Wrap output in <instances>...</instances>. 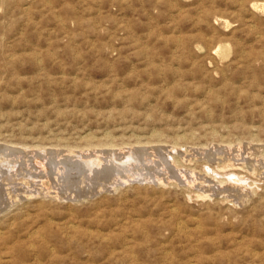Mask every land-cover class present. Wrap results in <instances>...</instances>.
Returning <instances> with one entry per match:
<instances>
[{
	"label": "rangeland",
	"instance_id": "374dc122",
	"mask_svg": "<svg viewBox=\"0 0 264 264\" xmlns=\"http://www.w3.org/2000/svg\"><path fill=\"white\" fill-rule=\"evenodd\" d=\"M0 170V264H264V0H0Z\"/></svg>",
	"mask_w": 264,
	"mask_h": 264
},
{
	"label": "bare ground",
	"instance_id": "6f19581e",
	"mask_svg": "<svg viewBox=\"0 0 264 264\" xmlns=\"http://www.w3.org/2000/svg\"><path fill=\"white\" fill-rule=\"evenodd\" d=\"M226 23V22H225ZM230 49V48H229ZM215 50V49H214ZM214 52V51H213ZM215 53V52H214ZM220 55V54H219ZM156 131V130H155ZM155 134V133H154ZM153 134V135H154ZM108 136V135H107ZM184 136V135H183ZM93 137V136H92ZM185 138H186V136H184ZM90 139V138H89ZM101 139H103V138H101ZM107 140L109 139V136L106 138ZM112 139V138H111ZM95 140H96V137H95ZM107 140H105V144H106V141ZM96 141H98V139L96 140ZM113 141V140H112ZM109 144V143H108ZM110 144H112V143H110ZM107 147V146H106ZM176 149V148H175ZM181 149V148H180ZM83 152V151H82ZM86 153V152H85ZM90 153V152H89ZM144 154V153H143ZM206 154V153H205ZM72 155V154H71ZM115 155V154H114ZM195 155V154H194ZM90 156H92V155H90ZM127 156V155H126ZM169 156V155H168ZM148 157V156H147ZM170 157H172V156H170ZM207 157V156H206ZM92 158V157H91ZM95 158V157H94ZM93 158V159H94ZM140 158V157H139ZM173 158V157H172ZM175 158V157H174ZM189 158V157H188ZM203 158V157H202ZM84 160V159H83ZM88 160V159H87ZM89 160H90V158H89ZM137 160H139V159H137ZM147 160V159H146ZM228 160H230V159H228ZM123 161H125V160H123ZM151 161H154V160H152L151 159ZM175 161H181V159L180 160H178L177 159V157H176V160ZM173 159H171V161H170V163L166 160V159H163V162H162V166H163V170H164V172L167 174V172H168V170H167V168L169 167V166H171L170 164H172V165H175L176 164V162H175ZM224 161V160H223ZM5 162H6V160H5ZM4 162V163H5ZM88 162V161H87ZM134 162H135V160L133 159V158H130V159H128L126 162H125V164L128 166V167H131L132 165L134 166ZM208 162V161H207ZM89 163V162H88ZM87 163V164H88ZM183 163V162H182ZM229 163V162H228ZM89 164H91L92 166L93 165H99L100 164V161H99V159H94V160H92ZM179 164V163H178ZM243 164V163H242ZM169 165V166H168ZM180 165H182V164H180ZM195 165V164H194ZM210 165V164H209ZM257 165V164H256ZM255 165V166H256ZM121 166H123V165H121ZM141 166V165H140ZM176 166V165H175ZM183 166V165H182ZM227 166H228V164H227ZM82 167V166H81ZM88 167H89V165H88ZM94 167V166H93ZM115 167V166H114ZM118 167V166H117ZM116 167V168H117ZM172 167V166H171ZM177 167V166H176ZM194 167V166H193ZM212 167V166H211ZM229 167V166H228ZM243 167V166H242ZM90 168V167H89ZM143 168H145V167H143ZM179 168V167H178ZM177 168V169H178ZM202 168V167H201ZM227 168V167H226ZM245 168V167H244ZM107 169V168H106ZM118 169V168H117ZM122 169H125L124 171L126 172L127 170H129L130 168H122ZM169 169V168H168ZM176 169V170H177ZM34 170H35V168H34ZM145 170V169H144ZM182 170H183V168H182ZM193 170V169H192ZM200 170H202V169H200ZM207 170V169H206ZM205 170V171H206ZM215 170V169H214ZM1 171V170H0ZM90 171H91V173H94V175L93 176H95V172H94V170L93 169H90ZM130 171H131V169H130ZM133 171H135V170H133ZM32 172V171H31ZM36 172V171H35ZM81 172V171H80ZM137 172H139V171H137ZM192 172V171H191ZM202 172V171H201ZM203 172H204V170H203ZM216 172V171H215ZM12 173V172H11ZM20 173V172H19ZM33 173V172H32ZM142 173V172H141ZM145 173V172H144ZM143 173V174H144ZM149 173V172H148ZM230 173H232V172H230ZM234 173V172H233ZM255 173V172H254ZM10 174V173H9ZM131 174V173H130ZM142 174V175H143ZM147 174V173H146ZM144 174V179H151L152 178V180L154 179V180H157V182L158 183H162V182H164V177H163V175H160L159 173H154V174H152L151 172H150V174ZM177 174V173H176ZM117 175V174H116ZM120 175V176H119ZM119 175H118V177H115L116 179L114 180V182H108V183H110L111 184V186L113 187V186H115L117 183L116 182H125L126 180H129L130 179V177L127 175V176H125V175H122V174H120L119 173ZM193 175H195V173H189V172H187L186 170H185V172H181V171H179V175L177 174L176 175V177H177V180H179L180 182H191V183H194L196 180H197V177H196V175H195V177H193ZM201 175V174H200ZM206 175V174H205ZM219 175V174H218ZM14 176V175H13ZM13 176H11L10 175V178H13ZM37 177H39L40 176V178H43V174H39V175H36ZM138 176V175H137ZM136 176V177H137ZM140 176V178H141V175H139ZM171 176V175H170ZM243 176V175H242ZM33 177V176H32ZM35 177V176H34ZM47 177V176H46ZM64 177V176H63ZM169 177V176H168ZM209 177V176H208ZM211 177V176H210ZM209 177V178H210ZM219 177V176H218ZM224 177V176H223ZM227 178H228V176H226ZM236 177V176H235ZM25 178V177H24ZM69 178V177H68ZM68 178H64V180H63V182L64 181H66L67 183L70 181ZM85 178H87V177H85ZM102 178V177H101ZM114 178V177H113ZM133 178H135V176L133 177ZM217 178V177H216ZM233 178V177H232ZM246 178V177H245ZM17 179V178H16ZM72 179V178H71ZM93 179V178H92ZM91 179V180H92ZM213 180H214V178H212ZM226 179V178H225ZM228 179H231V178H228ZM227 179V180H228ZM14 180V179H13ZM41 180V179H40ZM58 181L57 182H59V181H62L61 179H60V177H58V179H57ZM73 180V179H72ZM83 180H85V179H83ZM89 180V179H88ZM134 180V179H133ZM193 180V181H192ZM201 180V179H200ZM199 180V181H200ZM216 181V180H215ZM225 181V180H224ZM234 181V180H233ZM238 181H239V179H238ZM245 181V180H244ZM30 182V181H29ZM142 182V181H141ZM167 182V181H166ZM203 182H205V180H203ZM217 182H219V181H217ZM230 182V181H229ZM236 182L237 181H234L232 184H231V186H227V187H230V190H233L236 186H238V184H236ZM14 183V182H13ZM65 183V182H64ZM105 183H107V182H105ZM144 183V182H143ZM199 183V182H198ZM239 183V182H238ZM246 183V182H245ZM34 184V183H33ZM55 184V183H54ZM60 183H57V185H59ZM164 184V183H163ZM220 184H221V182H220ZM243 184V183H242ZM248 184V183H247ZM247 184L245 185V186H247ZM50 185V184H49ZM169 185V184H168ZM228 185V184H227ZM16 186V185H15ZM22 186V185H21ZM186 186V185H185ZM187 186H189V185H187ZM244 186V185H243ZM26 187V186H25ZM55 187V186H54ZM60 187V186H59ZM172 187V186H171ZM227 187H223V188H227ZM255 187V186H254ZM23 188V187H22ZM91 188L92 189H95L97 192L99 191V190H102V189H107V185H103L102 183H92L91 184ZM247 188H248V186H247ZM8 189H10V188H8ZM12 189V188H11ZM54 189V188H53ZM57 189H58V186H57V188L55 189V191H54V196H55V198L56 197H62V193H60V192H58L57 191ZM16 190H17V188H16ZM43 189H37V190H35V191H30V193H27V196H30V195H38V194H42V193H45V192H43L42 191ZM46 190H47V193L48 194H52V192L50 191V189H47V187H46ZM63 190V189H62ZM246 190V189H245ZM7 191V190H6ZM12 192V191H11ZM7 193H8V191H7ZM19 193V192H18ZM5 194V193H4ZM13 194V193H12ZM11 194V196H10V198H13V200H12V202L14 203V201L17 199V197H19V196H16V195H12ZM18 195H20V194H18ZM7 196H9V195H7ZM6 196V197H7ZM205 196V195H204ZM48 197V196H47ZM9 198V199H10ZM16 198V199H15ZM225 198V197H224ZM6 199V198H5ZM57 199V198H56ZM211 199V198H210ZM8 200V199H7ZM7 200H4V201H7ZM46 200V199H45ZM60 200V199H59ZM17 201V200H16ZM233 201V200H232ZM11 202V203H12ZM25 203V202H24ZM3 205V204H2ZM24 205V204H23ZM12 206H14V205H12ZM8 207H10V206H8ZM7 206H6V208H5V210L8 208ZM3 210H0V212H2ZM28 211V210H27ZM175 211V210H174ZM180 211V210H179ZM9 212V211H8ZM16 214V213H15ZM18 214V213H17ZM6 215V214H5ZM8 215V214H7ZM50 221H51V219H50ZM16 223V222H15ZM179 226V225H178ZM1 228V227H0ZM66 228V227H65ZM69 228V227H68ZM181 228V227H180ZM3 229V231H4V228H2ZM3 231H1V232H3ZM0 232V233H1ZM185 232H186V230H185ZM39 233V232H38ZM5 236V235H4ZM32 236V235H31ZM35 236V235H34ZM1 238V237H0ZM34 238V237H33ZM43 239V238H42ZM19 242V241H18ZM34 245V244H33ZM2 257V256H1ZM7 257V256H6ZM3 258V257H2ZM10 258V257H9ZM12 260V259H11ZM10 261V260H9ZM6 262H8V261H6ZM36 262V261H35ZM38 263V262H37ZM7 264V263H6ZM8 264H9V262H8Z\"/></svg>",
	"mask_w": 264,
	"mask_h": 264
}]
</instances>
